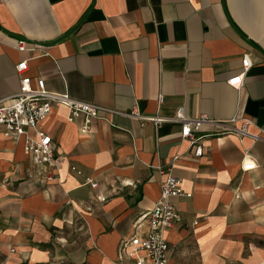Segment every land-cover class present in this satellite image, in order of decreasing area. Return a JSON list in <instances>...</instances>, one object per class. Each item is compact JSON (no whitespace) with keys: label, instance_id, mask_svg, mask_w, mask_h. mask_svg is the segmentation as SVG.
<instances>
[{"label":"crops","instance_id":"crops-1","mask_svg":"<svg viewBox=\"0 0 264 264\" xmlns=\"http://www.w3.org/2000/svg\"><path fill=\"white\" fill-rule=\"evenodd\" d=\"M245 53L237 88L227 80ZM24 75L107 110L88 133L65 107L51 110L52 167L0 129V264H133L121 244L147 231L168 172L191 196L175 201L166 264H264V140L219 134L234 116L251 134L264 126V0H0L2 103ZM133 106L167 120L133 119ZM180 108L215 121L194 132L199 157L172 119Z\"/></svg>","mask_w":264,"mask_h":264},{"label":"built area","instance_id":"built-area-1","mask_svg":"<svg viewBox=\"0 0 264 264\" xmlns=\"http://www.w3.org/2000/svg\"><path fill=\"white\" fill-rule=\"evenodd\" d=\"M23 49V41L18 44ZM26 60L18 63L15 68L18 72L26 69ZM252 61L247 53L242 55L240 73L230 77L227 83L234 87H241L244 76ZM8 103L0 100V129L2 133L13 140L23 138V151L30 158L36 167H52L56 165L54 143L51 135L44 129L43 122L55 106H63L67 109L68 120L82 119L80 125L81 133H88L94 119L101 118L100 112L107 110L92 102L82 101L70 96L67 92H52L46 89L43 78L33 80L24 75L20 79V85L16 92L9 95ZM161 100V97H160ZM138 121L148 120L157 127L167 118L160 116H143L136 106L125 113ZM172 119L181 123L180 135L186 140L195 156H201L204 148L203 139L196 137L194 132L199 130L204 123H214L205 113L195 117L184 114L180 108L172 116ZM239 125H235V122ZM227 123L233 126L220 132V135L234 134L237 136L250 135L254 140H264V126L259 132L251 134L248 132V125L252 122L247 118L237 120L234 116ZM257 167L254 157L246 158L241 163L244 171ZM75 170V168L72 167ZM79 173V171H77ZM92 187L96 183L86 179ZM184 196L190 197V192H184L181 187V180L171 173H164L161 181L159 198L154 201L152 208L143 215L148 221V229L143 235L133 234L122 242L119 256H126L133 260V264H166L168 259L169 245L164 236L166 229L173 228L179 219L175 201Z\"/></svg>","mask_w":264,"mask_h":264},{"label":"water","instance_id":"water-1","mask_svg":"<svg viewBox=\"0 0 264 264\" xmlns=\"http://www.w3.org/2000/svg\"><path fill=\"white\" fill-rule=\"evenodd\" d=\"M80 23H78L76 26H74L72 29H70L65 35H62L60 37H58L57 39L53 40V41H50V42H40L39 44H42V45H52L56 42H58L59 40H61L62 38L66 37L69 33H71L73 30H75L78 26H79Z\"/></svg>","mask_w":264,"mask_h":264}]
</instances>
